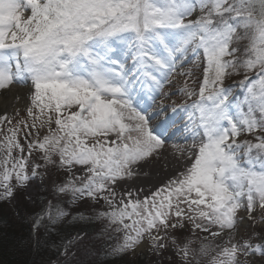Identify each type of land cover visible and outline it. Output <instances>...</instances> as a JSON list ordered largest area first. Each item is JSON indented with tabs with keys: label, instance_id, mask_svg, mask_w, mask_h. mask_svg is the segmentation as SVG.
<instances>
[{
	"label": "snow or ice",
	"instance_id": "snow-or-ice-1",
	"mask_svg": "<svg viewBox=\"0 0 264 264\" xmlns=\"http://www.w3.org/2000/svg\"><path fill=\"white\" fill-rule=\"evenodd\" d=\"M137 85L149 107L160 97L154 111ZM15 86L27 119L0 109V201L47 176L56 196L105 202L99 217L124 234L113 251L147 243L159 255L175 246L178 264H264V0H0V93ZM176 94L182 103L163 104ZM178 109L190 135L171 144L172 178L142 200L121 184L167 156ZM64 215L49 202L29 241ZM189 224L195 240L178 239ZM56 247L85 264L72 241Z\"/></svg>",
	"mask_w": 264,
	"mask_h": 264
},
{
	"label": "rangeland",
	"instance_id": "rangeland-1",
	"mask_svg": "<svg viewBox=\"0 0 264 264\" xmlns=\"http://www.w3.org/2000/svg\"><path fill=\"white\" fill-rule=\"evenodd\" d=\"M193 58V54L189 52L187 55L188 63L185 65V67H192L191 60ZM129 66H131L130 63ZM200 79H202V76ZM176 80L179 81V86H183L185 83V79L183 77H176ZM188 83L190 86L196 87L198 89V85H192L190 80ZM230 83L232 84V91L234 93L232 102L235 104L237 101L243 98L244 91L240 87L238 78L236 80L230 81ZM136 87L138 93L143 91V89H141L138 85ZM165 91H171V89L166 86ZM136 93L133 94L134 97ZM235 95H237V97ZM184 99L185 98L180 94L171 95L170 98L163 100V104L171 105L173 102L182 103ZM160 103L161 99L159 96H157L154 106L150 108L148 112L154 111L156 105H159ZM17 111H19V115L16 114ZM17 111L8 115V117L13 120V124H15L16 120L27 119L26 111L23 108ZM178 114L181 115L176 118V123L184 124L187 121V115L179 109L175 115ZM7 127L8 125H0V128L5 130ZM173 130H171L172 133ZM185 134L186 132L183 130V132L176 134L174 139L180 141L183 139L182 137H184ZM19 138L23 141V131L20 132ZM187 142L190 143L189 141ZM182 143H185V140L182 141ZM166 149L169 153L171 151V146L166 145ZM24 155L27 156L28 153L25 152ZM141 175L142 174H139L138 177L134 176L132 179L126 180L121 184V188L128 189L129 185H131V190L134 195L139 196V198L143 200V193L149 192V190H145L143 186L135 184V181L138 180V178H141ZM44 179L46 182L43 184H41L40 179L37 178L35 183L30 182V187H19L15 192V199L11 202L0 201V225L5 230L9 229L13 233L16 232L18 238L21 241L28 239L29 237L28 235L30 232L32 217L40 213L42 210H46L48 203L51 202L54 213L63 211L66 213V215L60 217L54 227L50 225L49 230L54 233H58L62 230L64 232L66 228L73 227L75 233L80 231L79 236H76V238L72 237L71 240V250L75 254V259L77 261L82 259L87 264H139L140 262H143L144 264H174L175 262V264H178L180 257L179 255H176L175 246H173L171 250L164 252L163 255H159L157 252L153 251L147 243L144 250H141L140 246H138L134 252L126 251L121 253L113 251L119 244L123 243L124 234L122 232L114 231L113 228L109 226L107 220L99 217L98 214L100 212L108 210L105 202L103 200L94 201L87 198L73 201L71 195L56 196L53 194V184L51 182H47V176H45ZM63 179L64 175L62 173L59 176H57L55 173L53 174L52 180L56 181L57 183ZM38 184L41 186L37 187ZM162 186L160 185L157 188ZM121 188L116 189L117 198H119L121 194ZM164 195H166V193H164ZM125 199L127 200V197ZM240 212L244 216L247 215L246 213H243V210H240ZM254 227L258 230L259 217H257L255 225L250 220L247 221V224L241 222L238 225V229L232 233L233 239L235 240L245 237V233L252 232ZM82 230H85V232ZM43 231L44 228H41L40 235ZM197 234L200 235L201 239L207 235L206 233H199L198 230ZM175 235L178 239L191 238L195 240V236L192 235V226L190 224L188 225V230L181 231L180 229H177ZM33 239H35V237H33ZM227 239L228 237L225 236L224 240L226 241ZM146 240L147 237H145V241ZM209 240H211L210 237ZM143 244L145 243H142V245ZM61 257L65 259L62 255ZM101 258H103V260H101ZM0 264H3V261L0 260ZM7 264L9 263L7 262Z\"/></svg>",
	"mask_w": 264,
	"mask_h": 264
},
{
	"label": "trees",
	"instance_id": "trees-1",
	"mask_svg": "<svg viewBox=\"0 0 264 264\" xmlns=\"http://www.w3.org/2000/svg\"><path fill=\"white\" fill-rule=\"evenodd\" d=\"M73 229V227H69L64 232L63 230L56 231L58 233L51 230L47 233L43 231L39 236L40 243L37 246L36 238H32L31 242L29 237L21 241L16 232L13 233L9 229L5 230L0 225V260L3 261V264H7V262L9 264H58V262L64 264L65 259L57 252L56 246L68 243L72 237H78L80 231L75 233ZM82 231L85 232V230ZM60 252H63V248H60ZM139 264L144 263L140 262Z\"/></svg>",
	"mask_w": 264,
	"mask_h": 264
},
{
	"label": "bare ground",
	"instance_id": "bare-ground-1",
	"mask_svg": "<svg viewBox=\"0 0 264 264\" xmlns=\"http://www.w3.org/2000/svg\"><path fill=\"white\" fill-rule=\"evenodd\" d=\"M22 91H24L23 87L15 86V87H12L11 91H5V92L0 93V109L5 110L7 116L10 113H14L17 110H20L22 108L24 109L23 102L17 105V101L13 99V96L16 93L22 92ZM180 130H182V127L179 128V131ZM173 135L174 134L170 135L169 139ZM190 141L191 140L189 139V142ZM173 142L175 141L171 139V141L168 142L166 145L171 146ZM180 144L183 145L184 143H180ZM170 152L167 154L166 157L162 156L158 164H155L150 168H145L143 172L140 173L142 174L141 178H138V180L135 181V184L139 186L140 185L143 186L145 190H150V189L157 188L160 185L162 186L165 183H168V180L172 178L170 175H168V173L171 172L172 168L174 167L173 164L169 163L172 158V154ZM166 164H167V167H166ZM145 173H147V175H145ZM145 245L146 243L140 246L141 250L145 249Z\"/></svg>",
	"mask_w": 264,
	"mask_h": 264
}]
</instances>
